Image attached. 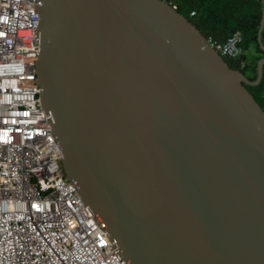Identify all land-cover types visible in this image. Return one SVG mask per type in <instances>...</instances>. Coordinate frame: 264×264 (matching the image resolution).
Segmentation results:
<instances>
[{
  "label": "water",
  "instance_id": "water-1",
  "mask_svg": "<svg viewBox=\"0 0 264 264\" xmlns=\"http://www.w3.org/2000/svg\"><path fill=\"white\" fill-rule=\"evenodd\" d=\"M37 12L65 178L126 263L264 264V110L247 89L264 59L249 81L166 0Z\"/></svg>",
  "mask_w": 264,
  "mask_h": 264
},
{
  "label": "built area",
  "instance_id": "built-area-1",
  "mask_svg": "<svg viewBox=\"0 0 264 264\" xmlns=\"http://www.w3.org/2000/svg\"><path fill=\"white\" fill-rule=\"evenodd\" d=\"M37 7L0 0V264H127L59 165L36 83ZM242 41L207 38L232 59Z\"/></svg>",
  "mask_w": 264,
  "mask_h": 264
},
{
  "label": "trees",
  "instance_id": "trees-1",
  "mask_svg": "<svg viewBox=\"0 0 264 264\" xmlns=\"http://www.w3.org/2000/svg\"><path fill=\"white\" fill-rule=\"evenodd\" d=\"M184 15L206 37L225 42L235 33L242 35V54L237 59L225 58L227 64L235 70L247 69L251 75L249 81L258 78V63L264 59V30L259 32L264 9V0H166ZM188 12V13H186ZM194 13V14H193ZM193 14V15H192ZM248 91L264 110V69L263 77L256 86L247 85Z\"/></svg>",
  "mask_w": 264,
  "mask_h": 264
},
{
  "label": "rangeland",
  "instance_id": "rangeland-1",
  "mask_svg": "<svg viewBox=\"0 0 264 264\" xmlns=\"http://www.w3.org/2000/svg\"><path fill=\"white\" fill-rule=\"evenodd\" d=\"M186 13H188V12H186ZM259 62H260V61H259ZM244 73H245V76L251 75V74H250V71L247 70V69L244 71ZM59 165L62 167L61 161L59 162Z\"/></svg>",
  "mask_w": 264,
  "mask_h": 264
},
{
  "label": "clouds",
  "instance_id": "clouds-1",
  "mask_svg": "<svg viewBox=\"0 0 264 264\" xmlns=\"http://www.w3.org/2000/svg\"><path fill=\"white\" fill-rule=\"evenodd\" d=\"M177 10V9H176ZM39 22H40V19H39ZM38 28H39V26H38ZM37 33H38V29H37ZM39 44V43H38ZM219 53V52H218ZM221 55V54H220ZM224 58V57H223ZM226 58V57H225ZM224 58V59H225ZM36 60H37V58H36ZM36 63V62H35ZM36 72V71H35ZM36 79H37V77H36ZM41 91V90H40ZM46 112V111H45ZM48 113V112H47ZM50 114V113H49ZM52 119V118H51ZM51 122V121H50Z\"/></svg>",
  "mask_w": 264,
  "mask_h": 264
},
{
  "label": "bare ground",
  "instance_id": "bare-ground-1",
  "mask_svg": "<svg viewBox=\"0 0 264 264\" xmlns=\"http://www.w3.org/2000/svg\"><path fill=\"white\" fill-rule=\"evenodd\" d=\"M38 3H39V0H38ZM37 80V79H36ZM36 83H37V81H36ZM38 85V84H37ZM93 211V210H92Z\"/></svg>",
  "mask_w": 264,
  "mask_h": 264
}]
</instances>
